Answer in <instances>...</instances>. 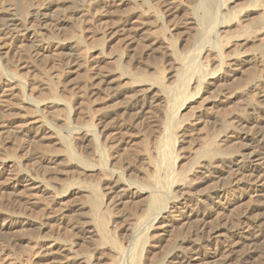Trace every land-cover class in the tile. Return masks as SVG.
<instances>
[{"label":"bare ground","instance_id":"1","mask_svg":"<svg viewBox=\"0 0 264 264\" xmlns=\"http://www.w3.org/2000/svg\"><path fill=\"white\" fill-rule=\"evenodd\" d=\"M53 1L55 4L43 0L39 9L29 15L21 0H10L16 14L1 18L0 43L17 49L25 41L32 43L21 69H33L35 61L52 51L66 52L69 57L64 61L81 70V84L74 88L78 89L74 101L62 104L51 100L40 105L33 102L36 109L63 106L70 119L81 115L84 125L77 138L82 154H74L69 141L37 118L24 124L0 120V151L1 145L29 135L41 140L53 138L63 151L62 156L37 155L33 173L0 157V197L7 192L13 207L22 209L16 212V218H7L0 209V230L18 225H37L41 230L60 224L64 211H59L56 204L76 196L82 203L67 211H86L89 216L81 227L75 228L79 237L97 241L100 246L111 245L113 254L127 264H161L163 261L157 259L155 252L178 225L190 221L203 223L228 209L231 186L243 184L251 197L264 202V130L261 134L244 131L251 118L237 112L238 101L262 81L259 73L264 71V0H250L246 9L256 15L246 24L236 21L244 8L228 11L218 0H189L191 5L184 8L173 0H157L161 9L157 20L185 17L187 29L178 48L163 31L155 35L144 31L149 1L89 0L87 4V0H67L73 14L84 15L91 8L130 9L128 18L106 30L99 45L100 57L93 64L81 51L79 39L76 43H52L42 37L40 31L69 24L66 16L50 15L60 0ZM222 11H226L228 19L220 28L225 29L224 37L217 39L213 24L222 18ZM214 37L217 41L210 43ZM116 38L125 51L107 54L108 42ZM137 42L142 43L139 47L144 48L143 55L134 58ZM206 44H210L212 68L200 58L199 52ZM152 51H159L160 59L151 62L148 56ZM14 80L18 85H6L3 92L26 102L22 86ZM31 85L36 92L48 91L50 96L55 93L56 83L48 77L45 82L35 81ZM246 106L264 113V108L251 102ZM68 123L64 120L65 125ZM231 139L235 140L237 151L228 146L227 140ZM56 163L62 165V171H50ZM105 163L111 168H106ZM122 167L129 179L115 171ZM131 176L144 182L139 185ZM62 177L69 182L61 183ZM203 186L202 191L187 195L177 205L168 202L172 197L177 199L169 194L171 188L183 196L186 191ZM112 193L115 196L108 203L115 200L116 206L129 208L128 216L133 218L131 228L125 230L129 235L147 221L151 223L128 251L111 237L113 221L103 210L105 195ZM260 230L264 235V212L259 220L226 229L225 235L219 229L203 227L212 239L222 236L223 240L209 243L207 238L206 244L181 252L168 243L169 255L164 264H253L251 247ZM65 247L58 242L45 246L42 253L48 264H91L87 255L77 262L71 261V253Z\"/></svg>","mask_w":264,"mask_h":264},{"label":"rangeland","instance_id":"2","mask_svg":"<svg viewBox=\"0 0 264 264\" xmlns=\"http://www.w3.org/2000/svg\"><path fill=\"white\" fill-rule=\"evenodd\" d=\"M21 1L26 6V10L29 11V15L33 11L38 10L40 4L43 2V0ZM145 1H149L148 6H150V13L144 19L146 24L144 25V31L154 35L163 31L166 33L167 38L172 39L173 46H177L178 48V43L185 36V31L187 29V26L184 24L185 17H178L172 21L171 19L163 21L161 19L157 20L156 18H158L161 14V9L157 0ZM173 1L179 3L182 8L187 5H191L189 0ZM218 1L224 4L225 9L228 11L244 8V11L241 14H234L235 16L236 14L239 15L236 16L237 20L234 15H230V18L234 16V20L243 24L248 23L250 19L256 15L246 9L250 0ZM52 2L55 4V1L52 0ZM86 3L88 4L89 0H87ZM137 4L138 7H141L139 2H137ZM90 5L91 4L88 6ZM70 7L71 6L67 3V0H60L59 3H56V5L52 7L49 12L50 15L66 16L69 18V24L61 27H54L50 31H39L42 32L43 38H49L52 43H76V39H79L78 44L81 51L86 54V58H88L87 60L91 59L88 62L93 64L97 61V57L100 55L99 45L105 39L104 36L106 35V30L112 28L118 21L128 18L130 9L128 7H122L118 10L97 11L95 8H91L88 12H86L87 14L84 13V15H82L73 14V10L71 9L72 7ZM15 14L16 8L11 4L10 0H0V20L1 18H8L10 15ZM221 14L222 18L213 24V31L217 39H222L224 37L225 33H223V31H225V29L220 28L223 22L228 19L226 17V11H222ZM27 21L30 20L28 19ZM27 25L28 24H26V26ZM118 40L120 39L116 38L108 42L109 45L107 49H105L107 54L125 51V49H123L125 46L121 45ZM215 41L217 40L214 37L211 39L210 43ZM31 44V42L25 41L24 46L17 49L16 47H9V45L1 46L2 43H0V120H10L17 122V124H24L33 118H37L43 121L47 127L54 129L60 137L69 141L72 144V152L76 155H80L82 154V149L80 140L77 137L81 133L82 126L84 125L81 115L78 114L75 119H70L69 111L64 109L63 106H58L54 109H46L38 106V109H36L33 101L39 105L40 103L44 104L51 100H57L62 104L71 103L78 97L77 88L81 84L80 75L82 72L79 70L78 66H71V64L69 65L68 63V60L66 62L64 61L69 57L66 52H60L57 54L52 51L46 52L40 60L35 61L33 63V69H21L22 64L24 65L27 61L26 50L27 48L29 49L28 46H31ZM141 44L142 43H139L138 45L134 44L135 46L137 45L136 48L135 46L133 47L135 48L133 53L134 58L143 55L142 51L144 48L142 47L143 49H141V47H139ZM209 46L210 44L204 45L199 53L201 61L205 62L208 68H212L213 61L211 56H209ZM178 50L180 51V49ZM157 58L160 59L159 51H152L151 55L148 56V59L151 62L156 61L155 59ZM259 75L262 77L260 85L255 88H251L246 95L238 101L237 107V112L242 114L245 113L251 118V123H249L244 129V131L250 134H261L264 130V113L258 110L253 111V109H248L246 106L247 102H251L261 108H264V97H262L264 94V71L261 74L259 73ZM47 77L56 83L55 93L53 96H50L48 91L36 92L33 88L34 86L31 85V83L35 81L45 82ZM14 79H17L19 85L22 86L24 100L26 102L21 103L18 98L7 96L8 93L3 92L6 85H18L17 81ZM56 79L59 80L57 81ZM244 81L245 80H242V83ZM76 86L77 88L74 89ZM64 120L69 122L68 125L64 124ZM227 141H230L228 142V146L231 145L230 149L235 151L238 150V146L233 144L235 142L234 139ZM1 146V158L8 162L12 161L11 163L19 165L22 171H28L31 173L35 171V167L37 165L35 157L37 155H63L61 145H59L57 140L53 138H44L41 140V138H33L29 135L27 138L12 139L10 144H3ZM105 167L108 169L111 168L107 163H105ZM50 168V171L55 169L57 171L63 170L62 165H58L57 163L52 165ZM8 170L11 169L7 168V171ZM115 171L120 172L125 179L130 178L129 174L123 169V167L121 169H116ZM131 178L133 180H137V184L139 185L144 182L143 179L138 177L131 176ZM62 180L63 181L61 183L69 182V180L66 181L63 177ZM48 185H52V183H49ZM101 186L103 193H105L104 185ZM204 187L205 186L198 189L188 190L186 191L187 194L183 196H181V193L178 192L177 189L171 188L169 194L174 197L176 196L177 199L172 197V199H169L168 202L171 203V206L177 205V203H180L182 198H188L187 195H196V193H198V191H202ZM57 193L60 194L62 192L59 191ZM7 194L8 193L5 192V195L3 194L0 197V209L2 212L7 214V218H16L18 215L16 212L18 210L22 211V209L18 206H15L14 208L13 204L10 203V198ZM114 196L115 193L105 195L103 199V210L109 214L111 217L110 220L113 221L114 229L111 237L120 247L123 248V250L128 251L135 245L137 242L136 239L148 231L147 228H149L151 223L147 221L145 225L134 231L132 236L129 235V233L125 230L131 228L133 218L131 219L130 216H128L129 208L116 206L114 204L115 200L108 203V201ZM227 198L230 200L231 205L221 214L214 215L203 223L190 221L185 225H178L179 228H176L175 231L170 234L167 241L162 243L161 247L155 252L157 259H159V261H163L161 264H164L165 259L169 255V252L166 249L168 243L173 245V249L176 252H181L199 247L201 244H206L205 241L207 238L210 241L209 243L215 241L221 242L223 240L222 236L212 239L209 236L210 234H206L207 232L203 231V227L213 230L219 229L225 235L226 229L234 226L235 224H249L251 221L259 220L260 214L264 212L263 200L257 197H251L247 193L245 185L243 184L231 186L229 188ZM81 203L82 200L76 196L66 197V199L60 200L59 203L56 204V208L59 209V211H64L63 221L60 222V224L56 223L42 228L41 230H39L37 225L32 227H21L18 225L8 230H0V264H48L49 261L44 258L42 252L45 246L52 244V242H58L60 245L66 246L65 248L71 253L70 256L72 258L70 260L73 262H77L78 259L87 255L91 264H127L122 258H118L113 254L111 245L106 243L100 246L97 241H84V238L82 239L78 234H76L75 228L81 227L83 223L87 221L89 216L86 211L74 212L73 210H67L72 209ZM5 222H8V219H6ZM257 229L258 228H255V231ZM262 235L263 231L260 230L258 232L257 240L251 247V261H253V264H264V235ZM214 245L215 243H213V248L215 247Z\"/></svg>","mask_w":264,"mask_h":264}]
</instances>
